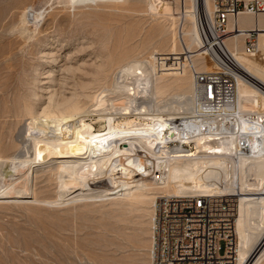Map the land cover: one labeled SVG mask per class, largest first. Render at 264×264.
Wrapping results in <instances>:
<instances>
[{
	"label": "rangeland",
	"instance_id": "rangeland-1",
	"mask_svg": "<svg viewBox=\"0 0 264 264\" xmlns=\"http://www.w3.org/2000/svg\"><path fill=\"white\" fill-rule=\"evenodd\" d=\"M203 5L201 0L202 14ZM164 8L151 14L147 0L74 8L65 0H0V150L8 155L0 162V264L149 263L148 197L108 195L92 183L58 196L59 180L70 174L59 179L53 160L30 167L23 197L8 195L6 188L20 180L18 160L34 159L35 126L48 123L66 101L84 108L80 114L92 109L91 97L112 80V62L150 61L167 84L165 96L180 91L190 77L181 35L188 5L171 0ZM39 13L36 28L33 15ZM263 55L261 47L251 59L264 69ZM86 120L104 128L97 113Z\"/></svg>",
	"mask_w": 264,
	"mask_h": 264
},
{
	"label": "bare ground",
	"instance_id": "bare-ground-1",
	"mask_svg": "<svg viewBox=\"0 0 264 264\" xmlns=\"http://www.w3.org/2000/svg\"><path fill=\"white\" fill-rule=\"evenodd\" d=\"M121 1L65 3L74 8ZM200 1L181 0L182 6L188 5L183 13L188 27L186 23L181 35L190 77L179 92L165 96L167 84L150 61L132 58L120 64L112 62V80L91 97L92 109L87 107L80 114L84 108L66 101L57 114L51 113L48 123L34 125V159L18 160L23 166L17 177L20 180H10L6 193L23 197L29 189L30 167L53 160L52 170L59 179L65 172L70 174L67 181L59 180L62 189L58 196L67 189L74 191L92 183L105 189L101 193L109 191L108 195L119 191L148 197L152 212L154 199L160 195L238 196L234 226L237 262L264 264V146H260V140L264 143V69L258 65L257 57L251 59L264 47V42L260 45V39L264 41V12H241L228 18L224 43L244 76L238 77L232 105L223 107L214 117H194L207 111L195 97L194 70L218 68L202 47L199 26L203 16L212 17L213 1L203 0V14L199 12ZM147 2L151 14L165 13L163 8L167 11L169 3L157 9L151 0ZM42 17L40 13L33 15L36 28ZM26 21L22 13L21 31ZM251 30L258 31V44L255 51L246 53L241 47ZM194 59L198 63L201 60L199 68ZM93 113L103 122V129L96 130L86 120ZM7 156L0 150V162Z\"/></svg>",
	"mask_w": 264,
	"mask_h": 264
},
{
	"label": "built area",
	"instance_id": "built-area-1",
	"mask_svg": "<svg viewBox=\"0 0 264 264\" xmlns=\"http://www.w3.org/2000/svg\"><path fill=\"white\" fill-rule=\"evenodd\" d=\"M151 1L158 9L171 0ZM212 1V17L203 16L199 22L200 38L202 47L209 51L218 68L194 70L195 97L207 108L204 114L197 113L194 117H214L223 107L232 105L236 99L238 77L244 76L224 43L228 18L241 12L254 15L264 12L262 0ZM235 30H238L237 26ZM257 44L258 31L251 30L245 35L241 48L251 53ZM254 117L256 120L257 116ZM260 146H264L261 140ZM152 207L149 264H238L234 251L235 196L160 195L154 199ZM241 264L253 262L248 260Z\"/></svg>",
	"mask_w": 264,
	"mask_h": 264
}]
</instances>
